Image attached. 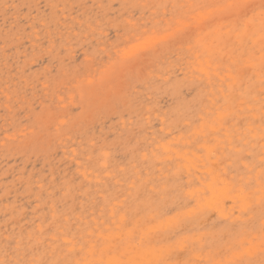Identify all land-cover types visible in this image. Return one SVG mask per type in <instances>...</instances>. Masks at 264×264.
<instances>
[{
    "label": "rangeland",
    "instance_id": "374dc122",
    "mask_svg": "<svg viewBox=\"0 0 264 264\" xmlns=\"http://www.w3.org/2000/svg\"><path fill=\"white\" fill-rule=\"evenodd\" d=\"M149 247L264 264V0H0V264Z\"/></svg>",
    "mask_w": 264,
    "mask_h": 264
},
{
    "label": "bare ground",
    "instance_id": "6f19581e",
    "mask_svg": "<svg viewBox=\"0 0 264 264\" xmlns=\"http://www.w3.org/2000/svg\"><path fill=\"white\" fill-rule=\"evenodd\" d=\"M155 38V37H154ZM143 43V42H142ZM182 126V125H181ZM212 169V168H211ZM206 170V169H205ZM214 174V173H213ZM180 176V175H179ZM216 175H214V177H215ZM216 178H217V176H216ZM212 179H215V178H213V175H212ZM186 180V179H185ZM219 180H223V179H220L219 178ZM215 182H216V180H214ZM208 184V183H207ZM216 184H218V182L216 183ZM226 184V183H225ZM224 184V187L226 188V187H228V186H226ZM195 186V185H194ZM216 186V185H215ZM203 187V186H202ZM205 187V186H204ZM217 188H218V186H216ZM224 187H222V186H220L219 188H220V191H219V189H218V191L220 192V193H224V191H223V189H225ZM185 189V188H184ZM227 190H228V188H227ZM217 191V192H218ZM195 193H197V191L195 192ZM212 194V193H211ZM217 194V193H216ZM188 195V194H187ZM215 194H213V196H214ZM218 195V194H217ZM223 195V194H222ZM193 196H195L196 197V195H192V197ZM219 196V195H218ZM224 196H226V195H224ZM259 196V195H258ZM244 197V196H243ZM243 197H241V198H243ZM194 198V197H193ZM215 198H217V196L215 195L214 197H212V200L214 199L215 200ZM218 199H219V197H218ZM218 199H216V200H218ZM195 200V199H194ZM249 200V199H248ZM247 200V203L248 202H250V201H248ZM245 201H243V203H244ZM213 203V202H212ZM245 205V204H244ZM202 206H203V204H202ZM243 207V206H242ZM221 214V213H220ZM160 218V217H159ZM258 218V217H257ZM164 220V219H163ZM169 221V220H168ZM164 223H162L161 225H163ZM154 226V225H153ZM152 226V227H153ZM151 227V228H152ZM161 227H163V226H161ZM155 228V227H154ZM242 229V228H241ZM233 231V230H232ZM134 232V231H133ZM239 235V234H238ZM261 235V234H260ZM232 238V237H231ZM230 240V239H229ZM233 240V239H232ZM244 240V239H243ZM247 240H249V239H247ZM112 241V240H111ZM168 241V240H167ZM163 242H165V241H163ZM236 242V241H235ZM238 242V241H237ZM110 246V245H109ZM204 246V245H203ZM249 247H251V246H254V245H248ZM248 246H246V250H247V248H248ZM105 247V246H104ZM103 247V248H104ZM127 247H129V246H127ZM200 247V246H199ZM255 247V246H254ZM210 248H211V246H210ZM213 248V247H212ZM239 248V247H238ZM245 248V247H244ZM252 248V247H251ZM257 248V247H256ZM256 248H254V249H256ZM200 249V248H199ZM198 249V250H199ZM159 250V249H158ZM176 250V249H175ZM245 250V251H246ZM251 250V249H250ZM249 250V251H250ZM117 252V251H116ZM116 252H115V254H116ZM160 252V251H159ZM162 252V251H161ZM190 253V252H189ZM233 253V252H232ZM235 254H237L236 252H234ZM253 253V252H252ZM114 254V255H115ZM123 255H120V257H122ZM156 256H158V254L155 252V251H150V247H149V251H141L140 249L138 250L137 249V251H133V252H131V256H129V258L127 259V261L130 263V264H145V263H148L149 261H153V259H155V257ZM188 256V255H187ZM110 258V257H109ZM123 258H124V256H123ZM168 259V258H167ZM175 259V258H174ZM164 260V259H163ZM107 264H117V262L115 261V259L113 258H110V259H107ZM125 264V263H124Z\"/></svg>",
    "mask_w": 264,
    "mask_h": 264
}]
</instances>
